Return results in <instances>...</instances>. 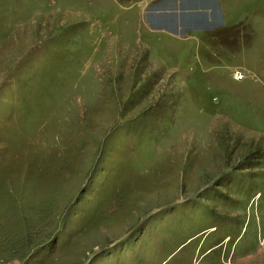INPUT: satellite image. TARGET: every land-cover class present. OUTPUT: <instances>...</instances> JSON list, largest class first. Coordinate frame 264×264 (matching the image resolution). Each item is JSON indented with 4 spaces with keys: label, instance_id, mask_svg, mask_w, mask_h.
I'll return each instance as SVG.
<instances>
[{
    "label": "rangeland",
    "instance_id": "obj_1",
    "mask_svg": "<svg viewBox=\"0 0 264 264\" xmlns=\"http://www.w3.org/2000/svg\"><path fill=\"white\" fill-rule=\"evenodd\" d=\"M162 1L0 0V264H264V0Z\"/></svg>",
    "mask_w": 264,
    "mask_h": 264
},
{
    "label": "crops",
    "instance_id": "obj_2",
    "mask_svg": "<svg viewBox=\"0 0 264 264\" xmlns=\"http://www.w3.org/2000/svg\"><path fill=\"white\" fill-rule=\"evenodd\" d=\"M166 1L169 2L166 3ZM188 1L191 2V0ZM162 2H164V4L156 6L152 13L153 20L158 23L156 25H161L159 28L166 29L167 31H180V28L183 27V0H164Z\"/></svg>",
    "mask_w": 264,
    "mask_h": 264
},
{
    "label": "built area",
    "instance_id": "obj_3",
    "mask_svg": "<svg viewBox=\"0 0 264 264\" xmlns=\"http://www.w3.org/2000/svg\"><path fill=\"white\" fill-rule=\"evenodd\" d=\"M235 77H236L237 80L243 79V75L240 74V73H236Z\"/></svg>",
    "mask_w": 264,
    "mask_h": 264
},
{
    "label": "water",
    "instance_id": "obj_4",
    "mask_svg": "<svg viewBox=\"0 0 264 264\" xmlns=\"http://www.w3.org/2000/svg\"><path fill=\"white\" fill-rule=\"evenodd\" d=\"M197 2H199V1H197ZM197 2H196V4H197ZM201 5V4H200Z\"/></svg>",
    "mask_w": 264,
    "mask_h": 264
}]
</instances>
